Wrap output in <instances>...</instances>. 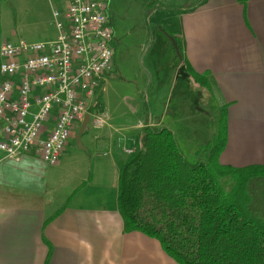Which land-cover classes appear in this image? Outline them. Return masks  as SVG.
Listing matches in <instances>:
<instances>
[{
    "label": "crops",
    "instance_id": "1",
    "mask_svg": "<svg viewBox=\"0 0 264 264\" xmlns=\"http://www.w3.org/2000/svg\"><path fill=\"white\" fill-rule=\"evenodd\" d=\"M159 12L165 10L153 15ZM176 19L174 31L170 19L161 28L176 34L183 57L197 74L207 78L211 102L207 109H200L198 101L205 88L181 72L180 59L171 74L170 93H175L177 85L182 87L180 82L186 83L188 88L184 86L182 93L191 98L192 110L186 112L189 120L183 129L182 118L170 106V95L168 117L163 113L148 123L172 129L187 159L196 162L206 156L198 150L218 132L225 109L228 137L220 154L221 163L239 168L264 165V0L246 4L239 0H204L193 9L175 14L172 21ZM163 61L162 57L157 59L158 64ZM166 71L162 69L159 76L161 84L169 75ZM77 126L71 138L91 137L86 134L88 127L81 132L82 125ZM108 129L103 128L100 139L96 138L104 147L108 145L109 151L103 155L97 144L84 141L82 149L87 154L80 158L78 150L70 151V140L55 165L35 152L18 160L5 158L0 152V264H46L49 246L44 238L53 249L48 264H178L158 240L139 231H124L117 205L119 166L114 155L118 154L113 149L126 145L129 138L112 139ZM186 130L195 131L199 138L186 137ZM90 160L92 179L58 217L44 225L46 218L88 180ZM70 165L72 169L65 171ZM64 173L78 177L80 182L71 185L62 204L50 200V194L56 196L63 189Z\"/></svg>",
    "mask_w": 264,
    "mask_h": 264
},
{
    "label": "trees",
    "instance_id": "2",
    "mask_svg": "<svg viewBox=\"0 0 264 264\" xmlns=\"http://www.w3.org/2000/svg\"><path fill=\"white\" fill-rule=\"evenodd\" d=\"M4 1L0 0V6ZM239 1L246 4L249 0ZM197 2L177 11L193 9L204 0ZM174 39L182 55L181 72L209 89L207 78L193 70ZM103 88L104 82L91 112L101 103ZM219 123L218 132L198 150L206 156L196 162L187 159L172 129L146 124L138 150L119 167L117 205L124 231H139L158 240L178 264H264V218L252 215L243 202L248 181L264 179V165L221 164L219 156L228 137L225 109ZM226 177L236 184L231 192L222 183ZM91 179L92 175L83 181L44 225L58 217ZM44 241L49 246L48 264L53 249Z\"/></svg>",
    "mask_w": 264,
    "mask_h": 264
},
{
    "label": "rangeland",
    "instance_id": "3",
    "mask_svg": "<svg viewBox=\"0 0 264 264\" xmlns=\"http://www.w3.org/2000/svg\"><path fill=\"white\" fill-rule=\"evenodd\" d=\"M106 1L110 9L116 37L113 45L115 50L114 66L104 82L101 103L92 112L90 111L94 116L87 125L86 134L91 137L88 136L84 140L77 136L70 138L72 145L69 149L70 151L78 150L77 155L81 158L87 154L82 148L86 146L84 141H88L91 145L97 144L99 153L103 155L109 151L107 150L108 145L104 147L103 143L96 138L100 139V132L103 128L108 127L112 139L113 137L122 138L124 136L129 138L126 145L113 149L118 154V156L114 155V159L120 167V164L131 155L125 150H132V154L138 150L142 141V130L148 120L163 113L166 115L167 110L169 111L167 105H169L170 95H172L170 88L173 86L171 74L176 70L175 66L180 62V59L167 34L173 37L176 35L171 31L177 29L178 26L177 19L172 21V17L179 12L177 9L192 6L197 0ZM59 6L58 0H6L2 2L0 6V45L4 41L15 42L19 39L28 41L55 39L58 31L53 19V9ZM172 9L174 10L172 11ZM157 10H165V12L153 15ZM168 19H170L171 31L166 34V31L161 27L165 25V21ZM159 57L165 60L161 64L157 63ZM164 68L169 71V75L166 81L164 80L161 84L159 76ZM180 84L182 87L177 85L175 93L171 97L170 106L173 113L182 118L184 125L189 120L186 118L188 114L186 112L192 108L189 94L182 93L185 92L184 86L188 87L186 83L184 85V82H180ZM192 88L196 90L194 86ZM192 94H195V91H192ZM208 94L209 91L204 89L198 101L200 109H207L206 106L210 104L211 97ZM93 120L95 123L102 120L101 126L94 128ZM185 134L186 137L193 138L196 136L199 138L195 131L186 130ZM79 140L81 144H78ZM219 162L221 163L220 156ZM78 168L81 169V167ZM83 168L84 166H82V170ZM88 168L89 173L85 169L84 173H87L86 175L89 177L92 174L91 160ZM71 169L72 166L70 165L66 167L65 171ZM71 175L64 173V177H67L66 180L64 178L61 186L63 189L56 196L52 197L50 194V200L56 199L62 201V204L66 201L71 185L80 182L78 177ZM222 183L226 192H231L236 185L228 177L223 178ZM245 192L247 196L243 200L244 207L252 215L264 218V179L256 178L248 181Z\"/></svg>",
    "mask_w": 264,
    "mask_h": 264
},
{
    "label": "built area",
    "instance_id": "4",
    "mask_svg": "<svg viewBox=\"0 0 264 264\" xmlns=\"http://www.w3.org/2000/svg\"><path fill=\"white\" fill-rule=\"evenodd\" d=\"M58 1L55 39L0 45V152L5 158L35 152L58 164L75 127L87 115L92 120L97 91L113 70L116 37L108 2ZM92 122L94 128L102 124Z\"/></svg>",
    "mask_w": 264,
    "mask_h": 264
},
{
    "label": "water",
    "instance_id": "5",
    "mask_svg": "<svg viewBox=\"0 0 264 264\" xmlns=\"http://www.w3.org/2000/svg\"><path fill=\"white\" fill-rule=\"evenodd\" d=\"M170 39H171V41H172V43H173V46H174V48H175V50H176V52H177V55H178L179 59H182V55H181V53H180L178 43L176 42V40L174 39L173 36H170ZM89 122H90V115H87L86 118L83 120V122H82V124H81V125H82V127H81V132L84 131V129H85V128L87 127V125L89 124Z\"/></svg>",
    "mask_w": 264,
    "mask_h": 264
}]
</instances>
